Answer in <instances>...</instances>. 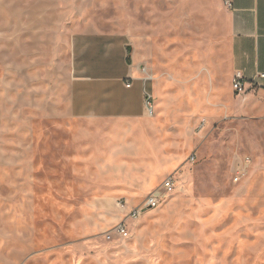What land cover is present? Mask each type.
Masks as SVG:
<instances>
[{
	"label": "rangeland",
	"instance_id": "374dc122",
	"mask_svg": "<svg viewBox=\"0 0 264 264\" xmlns=\"http://www.w3.org/2000/svg\"><path fill=\"white\" fill-rule=\"evenodd\" d=\"M168 8L0 0V264H264V123L208 118L211 81L222 93L228 80L225 33L218 46L190 28L178 34L162 23L178 17ZM89 31L126 34L153 64L161 118L144 128L179 162L175 191L130 220L127 238L106 234L128 214L117 200L137 126L69 113L71 39Z\"/></svg>",
	"mask_w": 264,
	"mask_h": 264
},
{
	"label": "crops",
	"instance_id": "0c3cea01",
	"mask_svg": "<svg viewBox=\"0 0 264 264\" xmlns=\"http://www.w3.org/2000/svg\"><path fill=\"white\" fill-rule=\"evenodd\" d=\"M165 1L169 6L167 16L175 9L178 11L177 18L162 21L168 29L177 27L178 34L185 33L186 28L197 36L209 34L217 46L219 37L225 33L228 80L221 88L222 93H218V86L211 81L208 118L264 123V79L259 80L256 90L247 94L237 95L232 88V78L237 71L243 72L248 79L264 74V0ZM182 10L188 13L180 14ZM71 54L69 113L72 119L115 121L137 126L130 133L127 153L132 160L125 166L131 173L128 175L130 181L121 189L120 195L130 206H138L179 165L177 155L170 156L166 151L155 148L148 128H144L153 124L155 118H161L157 114L161 105L155 102L154 97L157 92L151 68L154 66L152 63L144 64L132 48L130 38L120 32H79L71 39ZM146 93L153 96V115L148 113ZM163 171L167 177L163 181L157 180L156 174Z\"/></svg>",
	"mask_w": 264,
	"mask_h": 264
},
{
	"label": "built area",
	"instance_id": "2783aa9c",
	"mask_svg": "<svg viewBox=\"0 0 264 264\" xmlns=\"http://www.w3.org/2000/svg\"><path fill=\"white\" fill-rule=\"evenodd\" d=\"M143 71L146 72V68H143ZM147 79H151V76H147ZM264 79V74H258L252 79H248L243 72L237 71L234 73L232 78V88L235 94L243 95L247 94L251 90H256L259 85V80ZM130 86V85H128ZM153 96L150 93H146V104L148 108L149 115H153ZM189 163L194 164L196 162V156L192 155L189 158ZM251 167V160L246 158L243 162L242 167L236 173L235 181L238 182L242 180L247 174ZM176 187V180L173 176H169L164 180L161 185V189L164 193H173ZM163 197L160 195L159 190H155L150 193L144 201L135 207H131L125 199L117 200V205L119 209L125 213L128 212L126 218L121 221L113 230L106 234V239L111 240L115 236L119 238H127L129 236V225L130 220H138L141 216L147 211L154 210L160 206L162 203Z\"/></svg>",
	"mask_w": 264,
	"mask_h": 264
}]
</instances>
